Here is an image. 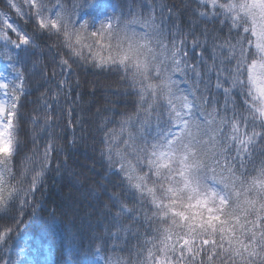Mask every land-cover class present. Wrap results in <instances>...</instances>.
<instances>
[{
    "label": "snow or ice",
    "instance_id": "6c2138e0",
    "mask_svg": "<svg viewBox=\"0 0 264 264\" xmlns=\"http://www.w3.org/2000/svg\"><path fill=\"white\" fill-rule=\"evenodd\" d=\"M0 5V264L30 221L42 264H264V0ZM88 141L81 229L43 198Z\"/></svg>",
    "mask_w": 264,
    "mask_h": 264
},
{
    "label": "trees",
    "instance_id": "16d2710c",
    "mask_svg": "<svg viewBox=\"0 0 264 264\" xmlns=\"http://www.w3.org/2000/svg\"><path fill=\"white\" fill-rule=\"evenodd\" d=\"M98 96H103V89L98 92ZM69 135H71L70 130ZM67 155L68 163L62 169L61 174L52 173L47 179L44 204L48 210L56 209L59 214L72 218L81 229H87L94 222L90 218V209L94 206V200L90 196L89 184L94 183L103 174L101 162L93 151L90 141L70 147ZM61 158L63 159V155ZM41 215L45 213L42 212ZM40 238H43L44 244L53 248L54 259L59 258L56 250L65 248V240L61 231L56 232L53 240L45 232L43 223L30 221L13 242L14 249L23 264H42V257L35 256L26 246ZM21 248L24 249L23 252L20 251ZM65 256H67L66 252Z\"/></svg>",
    "mask_w": 264,
    "mask_h": 264
},
{
    "label": "rangeland",
    "instance_id": "374dc122",
    "mask_svg": "<svg viewBox=\"0 0 264 264\" xmlns=\"http://www.w3.org/2000/svg\"><path fill=\"white\" fill-rule=\"evenodd\" d=\"M9 70H7L6 66L4 64H0V72H5L7 73ZM31 250V249H29Z\"/></svg>",
    "mask_w": 264,
    "mask_h": 264
}]
</instances>
